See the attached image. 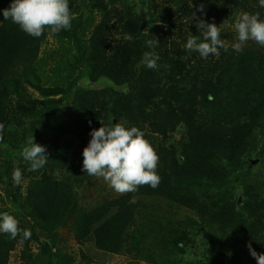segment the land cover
Here are the masks:
<instances>
[{
    "label": "trees",
    "instance_id": "obj_1",
    "mask_svg": "<svg viewBox=\"0 0 264 264\" xmlns=\"http://www.w3.org/2000/svg\"><path fill=\"white\" fill-rule=\"evenodd\" d=\"M68 3L71 30L39 38L0 11V213L32 233L22 244L0 234V264L18 250L19 264H73L60 236L68 225L78 264L94 262L92 252L124 264H257L247 245L264 254V46L230 45L239 15L264 21L260 0ZM201 19L220 27L228 51L202 59L185 49ZM146 51L157 69L141 63ZM101 80L110 86L96 88ZM111 122L138 128L156 151L155 190L111 197L81 170L90 131ZM31 136L48 158L38 171L20 155Z\"/></svg>",
    "mask_w": 264,
    "mask_h": 264
},
{
    "label": "clouds",
    "instance_id": "obj_2",
    "mask_svg": "<svg viewBox=\"0 0 264 264\" xmlns=\"http://www.w3.org/2000/svg\"><path fill=\"white\" fill-rule=\"evenodd\" d=\"M260 5L264 7V0H260ZM0 11L4 20H10L20 31L33 38L41 37L45 30L51 35L62 30L70 31L71 21L75 18L68 0H12L7 9ZM198 11H204L202 5ZM196 27L201 30L200 35L189 36L184 45L187 51L197 52L202 59H207L209 55L219 56L221 48L228 51L229 45L219 38L220 27L203 19ZM234 27L236 42L230 46L237 53L243 51L248 41L264 46V21L260 20L258 13H242L236 18ZM158 44L155 38L146 41V46L152 49ZM158 60L159 56L154 51H146L141 57V63L148 69H157ZM4 127L0 123V134ZM89 135L91 139L81 153V170L86 175L103 178L117 194L135 193L143 185H148L153 190L159 186L161 177L156 171L159 157L144 139L141 130L136 127L125 128L120 123L111 122L91 130ZM20 155L29 162V171H38L48 161L45 147L34 143L33 136L23 146ZM12 180L16 184L25 180L21 169L13 170ZM0 234H5L12 240L19 238L18 242L21 244L32 235L30 230L20 228L19 221L7 212L0 213ZM247 247L257 264H264V254H257L250 244Z\"/></svg>",
    "mask_w": 264,
    "mask_h": 264
},
{
    "label": "rangeland",
    "instance_id": "obj_3",
    "mask_svg": "<svg viewBox=\"0 0 264 264\" xmlns=\"http://www.w3.org/2000/svg\"><path fill=\"white\" fill-rule=\"evenodd\" d=\"M234 24H235V22L232 25H234ZM49 44L50 45L52 44L51 38H49ZM51 46L53 47L54 45L52 44ZM80 84H81V86H85L87 84V81H82ZM109 86H110V84L108 82L103 81V80H101L99 83H97L95 85L96 88L109 87ZM37 141L40 142V140H37ZM66 142L68 143V140ZM77 149H78V144L74 142L73 146L71 147V151L78 153ZM103 183H105V182L103 181ZM104 188H105L106 193L109 194L111 197H116V196L120 195V194H117L116 192H114L113 189L108 186V184ZM2 194H3V186L0 185V195H2ZM89 195H91V199H94L93 202L99 200L101 197L100 193L98 191L94 190L93 188H90ZM93 202L90 201V205H89L90 207H92L94 205ZM6 207H9L8 203H6ZM60 236L65 240L66 247L68 248V250L72 249L70 251H73V257L75 258V260L73 261V264H78V262L80 260V254L77 250V246H76L74 239H73L72 230L69 227V225L60 230ZM33 250L35 251L36 248H34ZM18 253H19V250L11 253L10 259H9V264H19L20 263V261L17 259ZM91 255L95 256V258L93 260L94 262H92L91 264H124L125 263V260L121 257H118V256H109V257H107V260L104 261L102 259V256L99 253L92 252ZM190 257H193V255H191Z\"/></svg>",
    "mask_w": 264,
    "mask_h": 264
},
{
    "label": "water",
    "instance_id": "obj_4",
    "mask_svg": "<svg viewBox=\"0 0 264 264\" xmlns=\"http://www.w3.org/2000/svg\"><path fill=\"white\" fill-rule=\"evenodd\" d=\"M255 163V162H254ZM37 232H39V230H37Z\"/></svg>",
    "mask_w": 264,
    "mask_h": 264
}]
</instances>
